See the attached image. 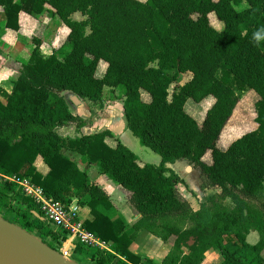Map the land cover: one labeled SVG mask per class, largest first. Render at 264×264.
<instances>
[{"label":"trees","instance_id":"obj_1","mask_svg":"<svg viewBox=\"0 0 264 264\" xmlns=\"http://www.w3.org/2000/svg\"><path fill=\"white\" fill-rule=\"evenodd\" d=\"M44 10L69 29L70 48L62 59L45 54L42 38L32 36L12 89L0 87V174L28 177L65 205L76 198L87 207L83 225L115 251L77 242L75 251L91 264H143L132 249L142 230L170 245L161 264H201L212 248L221 251L222 264H264V0H0V37L5 29L19 30L22 12L38 17ZM75 12L84 18H72ZM100 60L107 63L102 76L96 74ZM185 72L192 77L180 84ZM121 86L126 126L161 156L159 164L141 162L117 137L110 144L109 129L77 136L57 131L85 125L64 91L101 103L106 87ZM236 87L257 93V127L221 148V132L239 101ZM207 96L214 103L200 125L185 104ZM65 149L129 191L138 215L131 230L107 191ZM177 160L199 168L205 185L220 192L193 209L177 188L183 178L167 166ZM227 198L234 206L223 203ZM33 211L40 212L35 202L0 177V213L7 220L57 245L66 239V230ZM251 230L259 234L256 243L247 241Z\"/></svg>","mask_w":264,"mask_h":264},{"label":"rangeland","instance_id":"obj_2","mask_svg":"<svg viewBox=\"0 0 264 264\" xmlns=\"http://www.w3.org/2000/svg\"><path fill=\"white\" fill-rule=\"evenodd\" d=\"M28 15V14H27ZM32 17V16H31ZM59 21L60 18L56 16ZM72 17L74 19H81L84 18V16L80 12H75L72 14ZM211 23L213 24L214 27L217 29H221L223 27V23L219 20L216 19L214 15L211 16ZM0 24L2 23V18L0 15ZM38 24V23H37ZM36 23L34 24V26ZM50 28L47 29V26L42 27V26H35V29L33 30L32 33H36L37 35H41L42 38H44L45 43H43L42 51L45 54H49L52 52H55L59 58H64L66 52L69 50V46H67L65 42V38L67 36V28L66 26H63L60 24V22L56 20L50 21ZM39 28V29H38ZM42 28V29H41ZM31 31V30H30ZM29 31V33H30ZM29 35V34H28ZM33 35V34H32ZM27 36V35H26ZM22 40V39H21ZM27 42V38L25 39ZM23 41V40H22ZM30 43V42H29ZM22 44L26 47L25 41L22 42ZM28 44V43H27ZM17 64L14 65V67H18V60L16 61ZM107 63L104 60H100L97 68L96 74L98 76H102L103 73L105 72ZM19 69V68H18ZM17 69V71H18ZM192 77V74L190 72H185L182 73L179 79V83L183 84L190 80ZM173 86L170 87L169 91L172 92ZM236 92L239 96V101L237 103V106L233 112V115L225 125L224 129L221 132L220 135V141H219V146L221 148H226L233 140L244 134L245 132L254 129L257 127V123L255 120L256 117V106L255 103L258 100V95L255 91L251 89H240L236 87ZM124 94V87H116V88H109L106 87L105 93H104V99L101 103H92L88 100H85V109L86 111L91 110L93 113L88 114L87 120L89 123L93 122L94 125H99L102 123V121L99 122L97 118H99V109H101L106 103L109 105L108 111L111 112V115L115 118V124L113 125V130L114 131H120L124 128L129 131L132 135V139L134 141V145L131 146V150L134 151L141 162H148V163H154V164H159L161 162V156L153 151L151 148L148 146H144L139 142V139L132 134V132L126 127V122H125V116H124V111L123 107L121 108V102ZM66 95V94H65ZM72 95V94H69ZM143 98L145 100L150 99V95L146 91H142ZM75 99L79 102L81 99L80 97L75 95ZM214 103V98L213 96H207L200 102H195L193 99L189 98L185 104V109L198 121L200 125H202L203 120L206 115V111L212 106ZM72 104V103H71ZM91 107H95V110H92ZM122 113V114H121ZM96 115V116H95ZM96 119V120H95ZM92 124V123H91ZM73 125V126H71ZM73 127V128H71ZM89 132H95L98 131L95 127L90 126ZM63 128L61 130V133H66L69 134V136H77L79 132V128L76 127V125L69 124L66 126L61 127ZM102 131V130H100ZM116 137L114 136V133H111L110 136L106 138V140L110 144H115L116 143ZM65 154L67 155H73L74 159L76 157H81L82 155L76 153V152H71L70 150L65 149L64 150ZM73 153V154H70ZM83 159H85L84 156H82ZM204 160L206 162L211 161V156L210 153H206L204 155ZM180 163H187L189 166L186 168V173L183 175V181L178 184V191L180 195L189 201L191 207L193 209H198L200 205L208 200L210 197L213 195L217 194L220 192V189L218 187H208L204 183V179L200 173L199 168L195 167L193 164H191L187 160H177L176 162L172 163V169H174L179 176L182 175L178 168L180 167ZM97 167L96 165H94ZM100 171V170H99ZM108 178V181L112 183L115 187H119L123 189L124 194L123 197L125 199L126 204L123 206L124 210H126L129 215L128 218L131 219L133 217V214L131 213L130 209H132V206L129 204V191L124 188L123 186L119 185L117 182H115L113 179L109 178L107 175L105 176ZM181 177V176H180ZM76 199V198H74ZM76 203L77 199H76ZM223 203L226 206L232 207L234 206V202L230 199L227 198L223 201ZM79 205V204H78ZM122 207V206H121ZM131 207V208H130ZM81 214L84 215L87 213L88 209L87 207H80ZM134 209V208H133ZM135 211V209L133 210ZM115 214L121 216V212L117 207H115ZM120 212V213H119ZM136 212V211H135ZM85 217V216H84ZM122 217V216H121ZM0 218L7 219L5 214L0 213ZM123 218V217H122ZM127 218V219H128ZM124 220V218H123ZM125 226L127 230H131V225L129 220L125 221ZM51 225V224H49ZM54 227L53 225H51ZM35 235V234H34ZM36 236V235H35ZM48 248L52 249L59 255H61L65 260H67L70 264H91L90 261L86 260L85 258L82 257V255L77 254L76 250V243L75 246L71 250V255H64L62 252H60V248L63 246L62 241L59 245L54 244L53 241L50 238H41L38 237ZM165 242L160 240L158 237L150 234L146 230H142L139 232L137 235L136 239L134 240V250L142 251V253H145V255L149 256H156V255H161L163 253V248H164ZM150 261L152 263L150 264H157L156 260L153 258H150ZM147 264V263H146ZM149 264V263H148Z\"/></svg>","mask_w":264,"mask_h":264},{"label":"crops","instance_id":"obj_3","mask_svg":"<svg viewBox=\"0 0 264 264\" xmlns=\"http://www.w3.org/2000/svg\"><path fill=\"white\" fill-rule=\"evenodd\" d=\"M52 20H56V21L60 22V24L65 26L62 23V21H59L57 19L56 16H51V14L47 10H44L38 17H31L30 15H27L26 13L22 12L20 14V19H19V23H20L19 30L14 31V30L5 29V32L0 37V87L2 89H4L5 91H8V92L12 89L13 81L17 78L21 65L28 61L30 51L33 48L32 36L35 35V36L42 38L41 35H37L36 33H32L33 30L35 29V26L36 25L38 27L39 26H42V27L47 26V29H48L51 27L50 21H52ZM35 23H36V25L34 26ZM2 29H3V24H0V31ZM29 31H30V33H29ZM68 31H69V29L67 28V32ZM26 38H27V42L25 40ZM21 39L23 41H25L26 47L22 44L23 41ZM43 43H45L44 38H42V46H43ZM17 60H18V65H17L18 67H14V65L17 64V62H16ZM17 69H18V71H17ZM105 90H106V88H105ZM63 94L64 95L66 94L65 98L67 100V103L69 105V109L71 110V112L75 115H80L85 120V125L82 126L81 128H79V132L77 135L92 134V133L98 132L100 130L109 129L111 131V133H114L115 137L119 138L129 148H131V146L134 145L132 135H131V133H129V131H127L126 128H124L120 131H114L113 130V125L115 124L114 123L115 118L111 115V112L108 111L109 105L104 103L105 105L101 109H99V114H97V116L99 115V118H97V120H99V122L102 121V123H100L99 125H97V124L94 125L93 124L94 121L91 122L92 123L91 124L87 120V118H89L87 113L88 114L93 113V111L92 112H91V110L86 111V109L84 108L86 105L85 100H87V99L80 98L81 100L78 102L75 99L76 94H74L70 91H64ZM69 94H72V95H69ZM0 99L4 100V98L1 96V94H0ZM123 99H124V96L122 98L121 108L123 107ZM90 102H92V101H90ZM92 103H94V102H92ZM91 109L95 110V107H91ZM125 122H126V119H125ZM70 124H73V123H70ZM67 125H69V124H67ZM92 125H93L92 128L95 127L96 129H98V131L89 132L88 130H89V128H91L90 126H92ZM63 126H66V125H63ZM63 126L58 127L57 131L62 135H66V133H61V130L63 129L61 127H63ZM71 126H73V125H71ZM71 128H73V127H71ZM67 135H69V134H67ZM70 154H73V153H70ZM69 156L74 159L73 155H69ZM74 160L79 164V166L81 168L86 167L90 181L98 184L100 187H102L103 189H105L107 191V193L110 195V198H111L114 206L117 207V209H119V211L121 212L120 215L124 218L125 221L129 220V222H131L130 225H132L133 221L137 218L138 215H137V212L133 211L134 209L132 207V209H130V211L133 214V217L131 219H129L128 218L129 213L126 210H124V208H123V206L126 204L123 195L128 194V193L127 192L124 193L123 189H121L119 187L117 188L112 183H110L108 181V178L105 177L106 175L103 174L101 171H99L100 169L98 167L94 166L95 164H90V165L86 166L87 165L86 158L83 159L81 156V157H76ZM180 164H182V165H180L178 170L182 174V175H180L181 178H184L183 175L186 173V170H187L186 168L189 166V164H187V163H185V164L180 163ZM37 165L42 171L47 170V166L41 160L37 161ZM167 166H172V163H167ZM130 206H132V205L130 204ZM88 215H89V209H88L87 213L83 215V217L84 216L86 217ZM258 240H259V234L256 230H251L247 234V241L248 242L256 243ZM133 248H134V242L132 244V249ZM169 249H170V245L165 243L164 248H163L164 251L161 255L149 256V257L147 255H145V253H142V251H138L136 249L135 250L133 249V250L142 256V258L144 260L143 264L152 263V261H150V258L151 259L153 258L154 260H156L157 264H161L163 258L165 257V255L169 251ZM262 253L264 255V250ZM222 263H223V255H222L221 251L219 249H213V248L209 249L206 252L205 258L201 262V264H222Z\"/></svg>","mask_w":264,"mask_h":264},{"label":"built area","instance_id":"obj_4","mask_svg":"<svg viewBox=\"0 0 264 264\" xmlns=\"http://www.w3.org/2000/svg\"><path fill=\"white\" fill-rule=\"evenodd\" d=\"M0 177L16 184L26 196L35 202L40 210V212L33 211L36 216L54 227L62 228L68 232L66 239L63 240V246L60 248V252L64 255H71V250L77 242L100 251L115 253L107 241L83 225L84 217L76 199L65 205L48 195L42 186L28 177H20L15 174H0Z\"/></svg>","mask_w":264,"mask_h":264},{"label":"water","instance_id":"obj_5","mask_svg":"<svg viewBox=\"0 0 264 264\" xmlns=\"http://www.w3.org/2000/svg\"><path fill=\"white\" fill-rule=\"evenodd\" d=\"M0 264L70 263L48 248L34 234L7 219L0 218Z\"/></svg>","mask_w":264,"mask_h":264}]
</instances>
